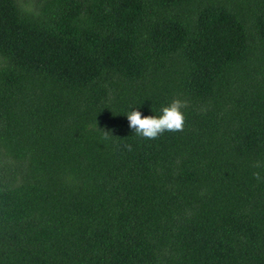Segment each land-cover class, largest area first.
Here are the masks:
<instances>
[{"label": "trees", "instance_id": "obj_1", "mask_svg": "<svg viewBox=\"0 0 264 264\" xmlns=\"http://www.w3.org/2000/svg\"><path fill=\"white\" fill-rule=\"evenodd\" d=\"M0 264H264V0H0Z\"/></svg>", "mask_w": 264, "mask_h": 264}, {"label": "clouds", "instance_id": "obj_2", "mask_svg": "<svg viewBox=\"0 0 264 264\" xmlns=\"http://www.w3.org/2000/svg\"><path fill=\"white\" fill-rule=\"evenodd\" d=\"M186 106L187 101L177 98L161 109L162 114L159 117L155 115L142 116L139 110H133L126 116L129 127L134 129V133L147 139H156L166 131H183L185 115L182 109ZM104 135L107 138L111 134L104 132ZM127 147L131 150V145ZM253 166L256 168L262 167L260 162H256ZM253 176L257 180L261 178L259 172H254Z\"/></svg>", "mask_w": 264, "mask_h": 264}]
</instances>
